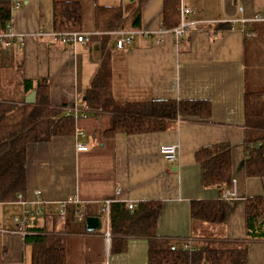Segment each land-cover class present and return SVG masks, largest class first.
I'll list each match as a JSON object with an SVG mask.
<instances>
[{
    "label": "crops",
    "instance_id": "0c3cea01",
    "mask_svg": "<svg viewBox=\"0 0 264 264\" xmlns=\"http://www.w3.org/2000/svg\"><path fill=\"white\" fill-rule=\"evenodd\" d=\"M133 1L12 0V25L25 35V41L21 49L3 50L5 78L18 83L46 78L52 105L65 110L74 105L79 108L74 134L28 146L23 196L32 199L34 192L41 190L47 201L44 213L49 214H57L58 201L78 198L79 206L69 207L80 229L67 234V264H149L150 242L146 237H127L126 249L112 252V235L105 237L102 212L108 199L126 205L133 202L135 208L143 201H160L163 207L156 228L160 238L178 247L185 240L195 247L209 240L248 241L247 264H264V238L248 240L246 228V201L264 199V176H249L245 166L264 134L263 128L247 126L246 116V95L251 92L259 94L258 107L264 111V20L249 21L245 31L240 24L232 28L228 22L264 14V0H184L193 10L188 22L214 24H199L179 40L164 27V0H149L142 7L137 29L150 34H137L130 45L120 49L113 35L98 29L96 9L122 6L129 25ZM56 2L81 5L79 32L87 33L90 43L54 44L48 36L36 35L55 30ZM161 29L164 41L155 43ZM248 31L253 34L247 35ZM104 60L108 61L111 90L117 101H202L208 110L178 116L165 131L106 136L110 114L88 115L84 98ZM258 119L263 123L264 112ZM78 144L87 149L78 150ZM164 144L178 145L175 164L168 163L160 152ZM220 144L232 147V184L238 196L224 199L228 210L224 223L193 221L192 201L223 199V191L232 187L203 183L197 153ZM77 207L88 216L101 217L102 229L86 232V217L78 220ZM21 212L18 200L0 203V229L12 231L14 217ZM31 261L32 246L25 237L0 231V264Z\"/></svg>",
    "mask_w": 264,
    "mask_h": 264
},
{
    "label": "trees",
    "instance_id": "16d2710c",
    "mask_svg": "<svg viewBox=\"0 0 264 264\" xmlns=\"http://www.w3.org/2000/svg\"><path fill=\"white\" fill-rule=\"evenodd\" d=\"M149 0H134L133 17L128 25L122 6H98L97 27L102 32L118 29H137L141 25V10ZM12 19L11 0H0V29ZM164 27L172 29L180 23V0H164L162 13ZM54 28L57 31H80L82 7L77 2H56ZM0 48V203L16 201L23 195L27 183V150L30 144L49 142L57 136L75 133V116L67 115L64 107L51 104L46 78L36 81L23 79L19 83L5 78ZM13 81V82H12ZM36 90V101L26 102L30 92ZM88 115L110 114V127L105 132L112 136L165 131L178 116L203 114L208 104L202 101L150 100L145 102L117 101L111 90L108 61L104 60L100 72L86 91ZM258 93L246 95L247 126L264 129L263 110L258 107ZM255 123V124H253ZM231 150L229 144L206 147L197 153L202 166L204 185L230 187ZM249 176H264V134L246 160ZM162 203L156 200L140 202L129 209L126 203L115 201L110 205V233L112 252L126 249V238L141 236L150 242L149 264H247L248 241H205L190 251L173 245L156 234ZM74 214V213H73ZM73 214L62 220L58 214L44 213L33 223L31 233L25 236L32 246L31 264H67V234L80 228L73 221ZM224 199L197 200L191 203L193 221L222 224L227 219ZM82 215H88L82 212ZM87 215V216H86ZM264 199L252 197L246 201L247 239L264 238ZM83 230L85 228L83 227ZM88 232V231H86Z\"/></svg>",
    "mask_w": 264,
    "mask_h": 264
},
{
    "label": "built area",
    "instance_id": "2783aa9c",
    "mask_svg": "<svg viewBox=\"0 0 264 264\" xmlns=\"http://www.w3.org/2000/svg\"><path fill=\"white\" fill-rule=\"evenodd\" d=\"M12 6L13 2L11 0ZM193 10L191 7L187 6L184 3V0H180V14H181V21L178 26L174 27L173 29H170L171 31L179 40L182 35L187 33L188 31L199 28V24H209V26H212L214 24V21H193L188 22L187 16L192 14ZM264 20V14L258 13L255 16H253L250 19L247 18H239V19H232L228 22L232 25V28H235L237 24H240L242 26V30H246V24L249 21H263ZM111 35H113L116 39V47L123 49L130 45L135 36L137 34H150L149 31H140L138 29H130V30H124V29H118L109 32ZM253 33L247 32V35H252ZM37 36H48L50 40L54 44H62V45H72L78 42L81 43H90L89 35L85 32H79V31H39ZM25 41V35L21 33H17L12 25V21L8 22L6 24L5 29H0V48L3 50H9L10 48L16 46L18 49H21ZM164 41V30L161 29L158 32V35L156 37L155 43H162ZM88 108V107H87ZM66 114H73L75 117H78L79 108L77 105H74L68 109L65 110ZM78 150L83 151L87 149V146L85 144H78L77 145ZM160 152L166 159V161L170 164H175L176 161L179 158L178 155V145L177 144H164L160 147ZM238 196L235 183L232 184L231 188H227L222 193L223 199L228 198H236ZM19 203L22 205V212L20 215L14 217V229L12 231L8 230H2L5 232H10L13 234L20 235L22 237H25L26 235L30 234L31 227L33 226V223L36 219H38L44 212L45 207L47 204V201L43 197V193L41 190H36L34 192V196L32 199H28L24 197L23 195H19L18 199ZM113 201L108 199L104 202L102 207V212L104 214V224L106 227L105 230V237L110 238V205ZM79 200L77 197H67L65 199H62L57 202V214L62 220H66L69 215V207L70 205H78ZM79 206V205H78ZM129 209H134L135 204L133 202H130L127 204ZM76 215L78 220L83 219L82 210L80 207L76 208ZM182 247L184 249H188L190 251H193L196 249L192 241L185 240L182 242Z\"/></svg>",
    "mask_w": 264,
    "mask_h": 264
},
{
    "label": "water",
    "instance_id": "95a60500",
    "mask_svg": "<svg viewBox=\"0 0 264 264\" xmlns=\"http://www.w3.org/2000/svg\"><path fill=\"white\" fill-rule=\"evenodd\" d=\"M36 95H37L36 90L30 92L25 98L26 102H28V103L35 102L36 101ZM102 223H103L102 218L99 216H88V217H86V221H85L86 229L89 232L101 230L102 229Z\"/></svg>",
    "mask_w": 264,
    "mask_h": 264
}]
</instances>
